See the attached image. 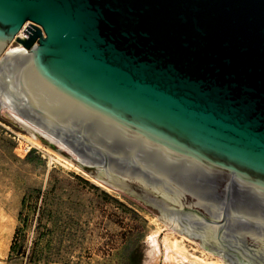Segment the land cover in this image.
<instances>
[{"label":"water","instance_id":"water-1","mask_svg":"<svg viewBox=\"0 0 264 264\" xmlns=\"http://www.w3.org/2000/svg\"><path fill=\"white\" fill-rule=\"evenodd\" d=\"M0 104L226 263L264 264V0H0Z\"/></svg>","mask_w":264,"mask_h":264},{"label":"rangeland","instance_id":"rangeland-1","mask_svg":"<svg viewBox=\"0 0 264 264\" xmlns=\"http://www.w3.org/2000/svg\"><path fill=\"white\" fill-rule=\"evenodd\" d=\"M18 46L13 42L8 48ZM20 124L0 104V264H23L22 258L8 256L25 193L40 195L25 245L44 226L50 229L48 264H150L149 234L159 229L179 239L178 245L191 260L219 257L171 231L135 198L100 181L108 188L98 186L90 180L92 176L36 135L34 141L42 148L29 144L21 137L32 138L31 134ZM46 150L62 155L79 171L50 161ZM41 210L44 214L39 222Z\"/></svg>","mask_w":264,"mask_h":264},{"label":"trees","instance_id":"trees-1","mask_svg":"<svg viewBox=\"0 0 264 264\" xmlns=\"http://www.w3.org/2000/svg\"><path fill=\"white\" fill-rule=\"evenodd\" d=\"M87 183V181H85ZM40 195L33 196L31 193H25L21 200V209L18 214V226L14 231L13 238L9 247V258H22L23 264H48L49 251L47 237L51 232L46 226L41 232H37L36 238L31 241L29 246L25 245L26 233L29 224L33 220L37 208V202ZM44 210L38 213L37 220L41 222Z\"/></svg>","mask_w":264,"mask_h":264},{"label":"bare ground","instance_id":"bare-ground-1","mask_svg":"<svg viewBox=\"0 0 264 264\" xmlns=\"http://www.w3.org/2000/svg\"><path fill=\"white\" fill-rule=\"evenodd\" d=\"M21 30H23V29H21ZM21 30L18 33L20 35L22 34ZM11 48H8V49H11ZM16 48H21V47L18 46ZM22 125L29 131L32 138L25 137V136H23V137L20 136V137L23 138L25 141H27L29 144L34 145L37 148H42L41 145H39L38 143H36L34 141L35 134L32 132V130L30 128H28L27 126H25L24 124H22ZM46 151H47V155H48L50 161H56L57 163L61 162L67 168L73 167L77 171H79V169L77 167H75L71 163V161L61 157L62 155L60 156V155H58L52 151H49V150H46ZM90 180L92 182H94L95 184H97L98 186L106 188L99 181H96V180L91 179V178H90ZM170 230L174 232V230H172L171 228H170ZM178 240L179 239L173 237V234L171 232L168 233L163 229H159L158 231H155V232L149 234V243H150V248H151L150 264H196L199 261H201L200 262L201 264H228L225 261L221 260L219 257H216L215 259H211V260H208V259L204 260V259H201L199 257H196L195 260L194 259L191 260L186 255L184 250L178 245V243H177Z\"/></svg>","mask_w":264,"mask_h":264},{"label":"built area","instance_id":"built-area-1","mask_svg":"<svg viewBox=\"0 0 264 264\" xmlns=\"http://www.w3.org/2000/svg\"><path fill=\"white\" fill-rule=\"evenodd\" d=\"M26 24H28V23H26ZM28 26V25H27ZM23 30L25 31L26 29H25V25L23 26ZM23 30H21V32H22V34L20 35V34H18L17 36L19 37V38H27V34H25L24 32H23ZM13 43V42H12ZM20 46V45H19ZM21 47V46H20Z\"/></svg>","mask_w":264,"mask_h":264}]
</instances>
